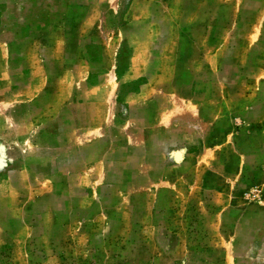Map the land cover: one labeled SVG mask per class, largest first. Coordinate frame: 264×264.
Instances as JSON below:
<instances>
[{
    "label": "rangeland",
    "instance_id": "1",
    "mask_svg": "<svg viewBox=\"0 0 264 264\" xmlns=\"http://www.w3.org/2000/svg\"><path fill=\"white\" fill-rule=\"evenodd\" d=\"M0 264H264V0H0Z\"/></svg>",
    "mask_w": 264,
    "mask_h": 264
}]
</instances>
